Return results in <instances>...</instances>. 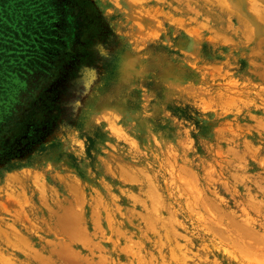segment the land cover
Here are the masks:
<instances>
[{
	"label": "rangeland",
	"instance_id": "obj_1",
	"mask_svg": "<svg viewBox=\"0 0 264 264\" xmlns=\"http://www.w3.org/2000/svg\"><path fill=\"white\" fill-rule=\"evenodd\" d=\"M63 1L0 15V264H264V0Z\"/></svg>",
	"mask_w": 264,
	"mask_h": 264
},
{
	"label": "trees",
	"instance_id": "obj_2",
	"mask_svg": "<svg viewBox=\"0 0 264 264\" xmlns=\"http://www.w3.org/2000/svg\"><path fill=\"white\" fill-rule=\"evenodd\" d=\"M59 2L60 4L64 3L62 0H0V15H4V13L7 12V9L9 10V8H11L13 9L12 12H19L21 19H26V17L29 18L32 16L31 14L27 16L29 10H31L37 17L28 20L29 24L34 22L36 26L40 27L39 25L41 22H39V16L46 13L44 12L46 6L49 3H54L56 5L59 4Z\"/></svg>",
	"mask_w": 264,
	"mask_h": 264
},
{
	"label": "clouds",
	"instance_id": "obj_3",
	"mask_svg": "<svg viewBox=\"0 0 264 264\" xmlns=\"http://www.w3.org/2000/svg\"><path fill=\"white\" fill-rule=\"evenodd\" d=\"M98 49H99V50L103 49V45H99V46H98Z\"/></svg>",
	"mask_w": 264,
	"mask_h": 264
}]
</instances>
